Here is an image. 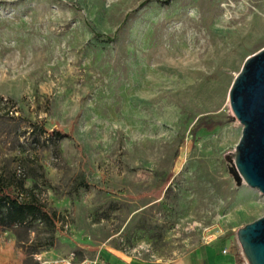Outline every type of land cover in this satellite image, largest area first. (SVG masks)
<instances>
[{"label": "rangeland", "instance_id": "374dc122", "mask_svg": "<svg viewBox=\"0 0 264 264\" xmlns=\"http://www.w3.org/2000/svg\"><path fill=\"white\" fill-rule=\"evenodd\" d=\"M263 47L264 0H0V170L58 220L0 227V264L242 254L264 194L229 172V93Z\"/></svg>", "mask_w": 264, "mask_h": 264}, {"label": "water", "instance_id": "95a60500", "mask_svg": "<svg viewBox=\"0 0 264 264\" xmlns=\"http://www.w3.org/2000/svg\"><path fill=\"white\" fill-rule=\"evenodd\" d=\"M229 100L243 125L236 152L226 155L229 172L237 186L264 194V47L244 61ZM237 240L247 264H264V215L239 228Z\"/></svg>", "mask_w": 264, "mask_h": 264}, {"label": "trees", "instance_id": "16d2710c", "mask_svg": "<svg viewBox=\"0 0 264 264\" xmlns=\"http://www.w3.org/2000/svg\"><path fill=\"white\" fill-rule=\"evenodd\" d=\"M218 125L211 116H204L197 121L195 132L212 131ZM28 192L24 178L19 180L0 170V227L31 229L39 221L53 231L58 223L56 212L48 210L35 195L26 198L24 194Z\"/></svg>", "mask_w": 264, "mask_h": 264}, {"label": "crops", "instance_id": "0c3cea01", "mask_svg": "<svg viewBox=\"0 0 264 264\" xmlns=\"http://www.w3.org/2000/svg\"><path fill=\"white\" fill-rule=\"evenodd\" d=\"M227 250V252H224ZM96 264H244L243 255L232 250L226 242H215L198 247L183 256L168 261H157L140 263L131 261L128 258H118L114 256H104L99 253L94 257Z\"/></svg>", "mask_w": 264, "mask_h": 264}, {"label": "built area", "instance_id": "2783aa9c", "mask_svg": "<svg viewBox=\"0 0 264 264\" xmlns=\"http://www.w3.org/2000/svg\"><path fill=\"white\" fill-rule=\"evenodd\" d=\"M227 252V250H224ZM38 264H96V260H78L75 255L41 259Z\"/></svg>", "mask_w": 264, "mask_h": 264}]
</instances>
